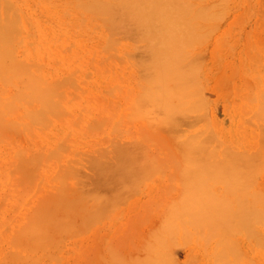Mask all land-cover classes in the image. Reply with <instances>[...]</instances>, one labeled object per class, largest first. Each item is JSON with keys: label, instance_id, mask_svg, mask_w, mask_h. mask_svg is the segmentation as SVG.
Listing matches in <instances>:
<instances>
[{"label": "rangeland", "instance_id": "1", "mask_svg": "<svg viewBox=\"0 0 264 264\" xmlns=\"http://www.w3.org/2000/svg\"><path fill=\"white\" fill-rule=\"evenodd\" d=\"M78 1L0 0V19L10 23L0 65L11 61L24 64L31 76L55 88L58 101L53 118L46 115L47 119L27 120L28 114H24L27 110L30 113L31 108L33 111L34 104L23 107L25 102L11 100L20 84L10 80L14 86L17 85L15 88L0 82V101L3 105L13 104L14 109L4 112L6 115L0 113V264H35V260L41 261L37 264H214L216 241L223 238L230 243L232 250L231 255L224 253L229 264H264V226L257 221L251 222L248 228L249 224H243L242 229L237 220L231 219L229 221L234 226L230 225L229 231H223V238L210 235L203 226L187 227L188 231L184 233L183 229H177L172 237L168 233L170 227L177 223V210L185 201L193 199L183 186L195 181L192 178L195 175L189 174L192 170L187 168L190 172L186 173L191 177L185 176L186 181H190L184 184L182 175L186 169H183V160L177 157L179 140L182 141L185 135L204 131L217 139L215 145L223 144L228 149L240 148V151L246 146L249 150L247 142L243 145L242 141L247 139L250 145L255 146L259 137H263L261 143L264 144V125L260 124L264 114L259 110L257 113L258 105L261 110L264 101L261 97L263 101L259 103V99L262 100L259 94L263 93L264 97V0L192 2L194 7L202 8L196 10L199 16H204L200 15L203 9L208 14L213 12V16L211 14L212 18L204 22L199 17L200 25L207 29L201 27L207 31L205 33L201 28L198 32L203 33V37L199 38V33L196 36L199 40L195 37V42H200L195 45L193 40L191 45L195 47L192 45L193 49L189 47L191 49L187 50L188 55L193 53L196 57L190 59L193 58L191 55L184 60H193L185 63L193 64L190 79L186 77V81L190 80L186 84L189 89L186 104L190 109L187 121L179 116L176 120L178 126L174 128L168 123L158 122L160 115L156 117V112L141 117L136 111L137 97L144 92L142 84L146 80L143 79L148 73L143 72V68L146 66L148 71L153 64L149 59L151 55L145 52L147 47L143 49L145 43L137 44L134 42L136 36L125 37L127 34L123 35L121 31L114 35V40H110L112 35H108L106 28L95 18L88 19L89 13L87 15L77 7ZM205 16L210 17V14ZM108 42L114 46L108 47ZM150 61L152 64L149 65ZM98 120H101L98 124L102 127H97L94 122ZM110 125L119 128L117 146L138 156L136 161L122 160L121 164L135 167L142 164L146 168L145 171L135 169L129 172L133 173L129 178L125 177L121 197L112 204L113 187L108 186L109 181L104 184V177L93 172L95 169L92 167L99 152L105 155L101 161L112 163L115 160L111 153L113 127ZM256 133L260 134L259 137ZM258 145L264 147L260 143ZM142 149L148 158L139 155ZM250 153L258 157L256 148ZM260 155L264 157V150ZM221 158L212 164L217 165L219 161L225 164L232 159ZM232 160L237 164V159ZM261 161H257L259 166L264 164ZM203 165L199 180L202 177L209 189L218 190L222 179L218 183L206 178L208 172L216 173L213 171L219 169L214 165L209 170L208 165ZM70 166L74 170V178L63 179L60 173ZM261 170L259 173L257 169L250 174L243 172L244 176L254 178V189L262 188L264 184V172ZM61 182L66 184L69 192L81 190L92 197V200L86 197L91 210L90 219L88 215V218L82 216L83 221L88 222L82 223L87 228L81 229L80 226L81 230L76 229L81 224L76 212L81 208L78 211L75 208V219L70 213L66 214L70 216L66 219L71 221L72 217L73 221L68 225L75 226L73 234L68 232L69 235L67 232H61V235L59 231L63 227L49 229L52 219L62 221L57 218L60 213L57 214L54 208L55 204L58 205V188L64 190ZM196 183L195 191L199 193ZM98 184H101L100 188H96ZM80 205L77 204L78 207ZM238 205H232V209L235 211ZM38 206L53 209L45 215L51 218L50 226H45L48 220L45 219L47 222L44 223L38 219ZM189 208L193 210V206ZM83 214H88V211L80 215ZM25 221L43 232L36 233L35 230L34 233L33 229V234L25 231L24 234ZM30 227L25 230L31 231ZM45 228L49 231L45 232Z\"/></svg>", "mask_w": 264, "mask_h": 264}, {"label": "bare ground", "instance_id": "2", "mask_svg": "<svg viewBox=\"0 0 264 264\" xmlns=\"http://www.w3.org/2000/svg\"><path fill=\"white\" fill-rule=\"evenodd\" d=\"M192 2H200V1L199 0H79L77 2L78 8H80L84 12H87L86 13L87 15L89 13L90 18L88 19H91V17H93L92 19L95 18V20H97L101 25L104 26V28H106V32H108V35L113 36V37L109 36L110 40H114L116 38L114 37V35L115 34L119 35L118 33H120L121 31L123 35L127 34L125 35V37L136 36V38L134 37L135 40L133 39L135 43L138 44L139 42L140 44L141 42H143L146 44V45L142 44L143 49L147 47L145 49L147 51L145 52L146 54H148V56L151 55L149 56V59H152L151 61L153 62V64L150 61L149 65L152 64V68L150 67L151 70L149 68L147 71V69H145L146 66L143 68V72L144 70L145 72H148L146 77L144 75V79H143V80H146L147 82L143 81L146 84V85L142 84V90H144V92L142 91L140 95H138L139 97H137L138 99H137L135 108L137 107L136 111L138 112V115L141 117L148 116V114L151 112L152 113L156 112L157 114L156 115L153 114V115H155L156 117L160 115V118L157 121L158 122L160 121V123L162 124L168 123V125L171 128L178 126L177 124L178 122L176 120H179L178 119L179 116H182V117L184 116L183 118L181 117V119L183 120L185 119V121H187L186 117L188 115L187 113L189 112L190 106H187L186 104V102L189 101L187 100L189 96L188 95L189 93L187 92H189L188 91L189 89L186 88V84H189L188 81L190 80L186 81V77L188 76V79H190L189 76L191 72L193 71V64H185V63H192L194 58H196L195 56H193V53L188 55L189 51L187 50L192 48L191 46L194 44L196 40L195 39L196 36H199V34H201L202 36L200 35L199 36L200 38V37H203L204 35L203 33H199L201 31L200 29L202 28L201 26H203V25H200V18L203 19V17L206 14L207 15L210 14V17L209 16L204 17L205 20L203 19L202 21L201 19V22H204L206 21L207 18L211 19L212 18L211 14L213 13L208 10L209 11V14H208V12L203 9V11L202 10L201 11L203 13H206V12L207 13L203 14L201 12L200 15H204V16L203 17L199 16L198 15L199 11H196V10H200L202 8H200L199 6L198 7L200 9L197 7H194ZM80 20H82V17L80 18ZM83 21L86 23L85 18L83 19ZM97 21L96 23H98ZM9 28H10V23L7 20L0 19V57H3L5 54V50H3V47L8 38ZM203 28H206V27L203 26ZM203 31L206 33L207 30H203ZM196 38L197 40H199L198 37ZM199 42L200 41H198L197 43ZM111 43L112 42H108L107 44L108 47ZM191 43L193 44L191 45ZM197 43L195 42V45H197ZM195 45L193 46L195 47ZM113 46L114 45L112 44L111 48ZM154 55L158 56V58L156 59ZM191 55L193 58H190ZM176 56L179 57L180 59L177 58L178 59L177 60ZM172 58L176 60L177 62L174 61ZM187 58H190L193 60H189L188 62L184 61ZM17 63L18 62L14 63V61L13 62L11 61L7 64L0 65V79H2L0 81L1 84L10 85L15 88L18 87L19 89L21 88L20 86H22L21 88L22 90L17 89L18 91H16V93L14 94L11 100L13 101L18 100V101L25 102L24 106L21 105L23 107H26L27 105L29 106V103H31L32 105L34 104L33 111H32V108L30 107L31 108L29 109L30 113H27L28 111L27 110L26 114H24V115L28 114L29 118L26 117L27 120L33 119L35 121V120H42L44 118L47 119V116L49 118V115H51V118H53L52 115L57 112V108H58L57 92L55 91V88L52 85L44 84L38 78L31 76V73L29 72V70H27V67H25L24 64L20 65ZM142 65H145V64H142ZM188 67L190 69L192 68V70L188 71L190 70ZM10 80L16 81L17 84L18 83L20 84V86L19 85L18 86L16 85L17 87L14 86L13 82ZM4 82H6V84H4ZM112 88L114 89V87ZM1 91L2 90L0 89V92ZM261 92L259 91V93ZM261 94H259L260 98L261 97L264 98ZM259 95H258V99H259ZM0 99H2L1 96H0ZM262 101L263 99L262 100L259 99V103ZM261 104H262L261 105L262 108L260 110L259 109L260 105H258L259 108L257 109V113L259 110V113L264 114V105H263L264 101ZM14 105L17 108V105L16 104ZM28 108L29 107H27V109ZM11 109L12 111L14 110L13 104L5 103L3 105V102L0 101V113H3L2 115H6V113H8ZM24 110L26 109L24 108ZM102 113H105V112H102ZM132 113H127V114L133 116L134 114ZM113 118L115 117H112V119ZM255 118H259V116ZM261 118L262 116L260 117V119ZM263 121L264 119L262 120V123L259 121L261 125L262 124L264 125ZM40 122H43V121H40ZM94 122L98 124V123H101V120L94 121ZM118 123L119 122H117V124ZM100 125L102 127V124H98L97 127H99ZM114 125L116 126V124ZM112 127L113 129L111 128L112 135L110 138V142H111L110 144L112 147L111 153H112L113 158H115V160L112 163L101 161V159L105 158V155H104V152H99L95 156L96 158H94L93 160V162H96L95 166L92 165L93 169H95V171L93 172L98 173L104 177L102 179L103 183L106 184L107 181H109L108 186H112L114 189L113 197L107 198L105 201L106 204L109 203L110 198H111L110 204H112L113 202L118 200V198L121 197L120 195L122 193L120 192L124 188L125 177L129 178V176H131V174L134 172L133 170L135 169H137V171L146 170V168L142 164L136 167L121 164L122 160L123 162L125 160L128 162L136 161L138 156H137V153L128 151L124 147L117 146L116 140H117L119 128L118 127L114 128V126ZM262 130L261 132L264 131ZM261 132L259 133L262 134ZM257 135L258 133H256V137H259V135L258 136ZM185 136L186 137L182 141L179 140L178 142L179 155L177 157L183 160L184 164L182 163V166L184 165V168L183 167L182 168L186 169L185 171L181 168L183 172L185 171L183 173L184 175H182L184 176L182 177L184 178L183 179L184 184L185 182L189 183L190 181V180L186 181L187 179H185V176L188 175L186 177L188 178L190 176L189 174L195 175L194 177L192 176V178H194L195 181L191 180L189 184H185V186L187 187L183 186L184 190L185 191L187 190V195L190 194L188 196H193V199H188L187 203L185 201V203L182 204L181 207L177 210L176 215H177L178 220L176 224H173L170 227V229L168 228L169 235L172 237L174 236L173 234L175 232H178L182 229L184 233L185 231H188L187 227L203 226L204 228H206V231L210 235L212 236L221 235L222 237L224 230L228 229L229 231L230 227L228 226L232 225V222L229 221L231 219L237 220L240 223L242 229H244L243 224H245V226L249 224L248 226H246L248 228L251 222H255V221H257V223H260L261 226L263 227L264 226V184L262 185V188L259 187L258 189H254L252 185L254 175H252L253 179L249 178L251 175H249L248 177L246 175L245 176L243 175V172L244 173L249 172V174L252 173L253 169L259 170L257 171L258 173L260 172L262 168H263L262 170H264V164H262L264 162V159L262 158L264 157H262L263 155H260L261 152L264 150V147L258 145L259 143L260 145H264L263 143H261L263 142L262 140L263 137L262 138L259 137V141L257 140L258 144L255 145L256 147L250 145L251 144L250 141L245 139V141H242L243 142L242 144L244 145L247 142V144L249 145L247 147L248 148L250 147V149L247 150L246 146H243V149L238 151L240 148H238L237 150L236 149L234 150V149H228L226 147H223L224 146L223 144H218V146L215 145L217 144L216 142H218L217 139L214 138L211 134H206L204 131H199L198 133L191 134V135H185ZM213 144L215 145V148ZM260 147L263 149L262 151H260L261 150ZM255 148L258 154V157H257L258 159L256 158V154L250 153L251 150L255 152ZM140 151L141 153H139V155L141 157L143 156L144 158H148L146 156L145 150L142 149ZM148 153H151V152L148 150ZM220 157H223V158L226 157L227 159L232 158L235 160L237 159L238 162L236 164L232 159H230L231 160L230 162H225V159H224L225 164L220 161L217 165L214 164L216 166L215 168L219 170L213 171L216 173H212V174L208 172L207 174L208 176L206 179H208L209 181H214V182L215 181L218 182L220 179H222L219 181L220 183L218 182L219 184L221 183L222 184L221 186H219L220 188L218 190H211L207 187V183H205L202 177L199 180L200 178L199 175L202 176L203 166H204L203 164L208 165L209 167L208 169L212 170L213 169L212 166H214L212 163H216V160H218ZM259 159L262 160L261 161L262 165L260 166L257 163ZM208 160H210L211 163ZM195 161L196 163L193 164V162ZM99 163H103V164L100 165ZM226 164L227 166H224ZM253 164H255V166ZM201 165H203L202 168H201ZM96 167L98 170L96 169ZM205 167L207 166H204V168ZM187 168L191 169L192 171H195L198 175L196 173L193 174L192 171L191 173L187 174L186 172L189 171ZM262 170L261 172L263 173L264 171ZM130 171H133V172L129 173ZM116 172L118 173L117 175H116ZM180 173H182V171H180ZM60 174L63 175V179L71 180L74 178V170L71 166L67 168L63 173H60ZM246 177L249 178V180ZM196 179H198L197 183H196ZM221 181H224V182H221ZM195 183L198 184L197 188L199 190V193L195 191ZM247 183L249 184L246 185ZM61 184L63 185L62 187L64 188V190L63 189L61 190V188H58L59 193L57 195L58 196L57 203L59 206L58 205L56 206L55 204L54 208L56 209L55 210L56 213L58 212L61 214L60 215L57 213L59 216V217L57 216V218H60L62 221H56V219L51 220V218H47L49 216L45 217V215L50 214V211L53 210L51 208H43L45 209L43 210L38 206L39 210L37 209V211L38 212L40 211V212L39 213L37 211L36 212L38 215V219L43 220L44 223L46 220L49 221V222L46 221L47 223H45V226L47 225L50 226L51 225L50 220H51L52 225L50 228L48 227L50 230L56 227L57 228L63 227L65 229L62 228V230L59 231L60 233L70 232L71 234H73L72 229H74L75 226L73 225L74 226L73 227L71 224L68 225V222H73L72 217L75 219L76 214L78 213L79 214L78 217L80 216L78 220L81 219V222L79 221L81 224L79 223L80 225L78 228L76 227V229L78 230L83 229L85 225L82 223L86 224L88 222L83 221L85 219H83L82 216L84 217L88 215L90 219L89 214H91V210H89L86 197L91 196V195H88L87 193H84L81 190H80L81 192L79 190L78 191L71 190V192H69V190H67L66 184H64V182H61ZM188 185L190 186L188 187ZM100 186L101 184H98L96 188H100ZM245 192L246 193L250 192L251 193L250 195L248 193L247 194L251 198L247 197ZM84 194H86L87 196H85ZM88 199L92 200V197L90 198L88 197ZM191 202L193 204H190ZM238 203L240 204L237 206V208L239 209L233 206L235 208V211H234L232 209V205L238 204ZM257 203L261 204V207H259L260 205ZM77 204H81L80 207H78ZM206 204L207 206H205ZM86 205H87V208H86ZM189 206H193V210L190 209ZM230 209L232 211H230ZM75 210L76 211L79 210V211L76 212V214H73ZM86 210L88 211V214L80 215L81 213H85ZM69 213L72 216L71 221H68V219H70L69 218L70 216L69 217L67 216L69 215ZM27 219L29 222L25 221V224H27V222L30 223L29 218H26V220ZM63 222L65 223L63 224ZM28 225H32V224L24 225L26 229L30 227ZM69 226L72 228L67 229ZM80 226L82 227L81 229H79ZM85 227L87 228L88 226L86 225ZM25 228L23 229V232L25 231L26 234H30V232L32 233V230L34 229V226L31 228V231H26ZM48 228H45V232L49 231L47 230ZM37 229H39V231L34 229V233H35V230H36V233L43 232L41 228H37ZM64 230L66 231L63 232ZM53 231L56 232V230H53ZM15 232H14V235L17 234ZM217 241H216V245L214 248L215 250L213 253L214 264H227L228 260L226 259L227 257L224 256V253L229 254V255L232 254L230 243L227 240L225 241L224 238L219 239ZM149 260L150 259H147V261ZM35 261L38 262V260H35ZM37 262H35V264H37ZM55 262H58V261L56 260Z\"/></svg>", "mask_w": 264, "mask_h": 264}]
</instances>
